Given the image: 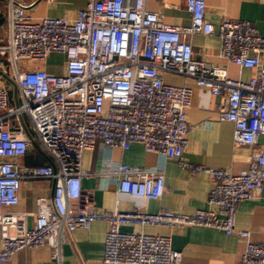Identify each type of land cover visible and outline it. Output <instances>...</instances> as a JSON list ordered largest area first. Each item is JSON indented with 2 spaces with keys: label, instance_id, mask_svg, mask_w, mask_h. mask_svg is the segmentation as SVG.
<instances>
[{
  "label": "built area",
  "instance_id": "2783aa9c",
  "mask_svg": "<svg viewBox=\"0 0 264 264\" xmlns=\"http://www.w3.org/2000/svg\"><path fill=\"white\" fill-rule=\"evenodd\" d=\"M148 1L158 0H89L75 19L34 22L31 5L11 0L7 34L0 27V264L44 246L61 264L65 235L97 222L107 225L103 264H181L171 237L125 227L214 229L245 242L239 264H264V244L252 243L251 232L236 226L240 204L264 193V37L250 21L226 20L215 27L205 0L186 1L189 27L169 25L147 9ZM198 34L218 36L220 56L254 77L232 80L226 70L195 60L190 39ZM52 55L65 58L67 75L46 70ZM165 75L194 81L226 100L219 119L234 125V145L255 148L247 171L233 175L185 161L193 90L165 84ZM98 143L122 150L142 144L192 174L206 173L214 184L209 210L193 215L98 210L82 183L83 155ZM35 145L53 164L17 162ZM114 175L121 194L147 200L164 195L162 173L121 165ZM24 180L55 183L53 198L38 201L34 227L11 211L19 205Z\"/></svg>",
  "mask_w": 264,
  "mask_h": 264
},
{
  "label": "crops",
  "instance_id": "0c3cea01",
  "mask_svg": "<svg viewBox=\"0 0 264 264\" xmlns=\"http://www.w3.org/2000/svg\"><path fill=\"white\" fill-rule=\"evenodd\" d=\"M15 3L31 5L28 15L34 22L44 18L75 19L79 11L87 7L89 0H13ZM168 2L164 6L163 2ZM179 2V6L175 3ZM187 0L148 1L147 9L160 13L173 27H189L192 16L186 8ZM11 0H0V27L3 33L9 31ZM207 19L215 27L223 21H250L264 37V0H205ZM5 34V35H6ZM194 59L222 68L232 80L249 82L254 72L242 69L220 56L221 40L218 36L194 35L191 39ZM51 59L64 61L61 55H52L46 63V70L53 75H67L64 66L50 65ZM164 82L175 87L189 86L193 90L192 106L188 113L189 146L184 159L193 166L212 170H225L233 175L247 171L255 153L254 147H236L234 125L221 122L220 109L227 106L224 98L216 97L194 81L165 75ZM264 142V139L261 140ZM24 159L17 162L26 166L47 165L42 151L34 148ZM121 165L139 167L162 173L165 178V192L161 199L147 200L121 194L119 179L114 173ZM84 177L83 189L94 195L98 210L129 212L139 209L150 214L171 211L193 215L197 211L209 210V197L214 184L206 173L192 174L176 161L160 153H148L142 144H134L129 150L106 147L98 143L86 151L82 159ZM55 183L52 180H24L19 194V205L11 211L22 215L29 227H34L38 201L51 200ZM236 226L251 232L254 244H264V193L261 197L240 204ZM123 231L145 233L151 236L171 237L173 249L182 254L181 264H239L245 253V242L237 236H227L221 231L204 227H125ZM107 225L97 222L88 230L77 229L65 235L61 264H103ZM7 264H60L52 257L49 246L24 250L16 254Z\"/></svg>",
  "mask_w": 264,
  "mask_h": 264
},
{
  "label": "water",
  "instance_id": "95a60500",
  "mask_svg": "<svg viewBox=\"0 0 264 264\" xmlns=\"http://www.w3.org/2000/svg\"><path fill=\"white\" fill-rule=\"evenodd\" d=\"M17 95H18V91H17V88L14 86V96H15V98H17ZM26 132L30 135V133L28 132L27 128H26ZM35 147H36V149H38V150L40 151V149H39V147H38L37 145H35ZM41 153H42L43 157H44V158H45L50 164H53L52 161H51V159H50L46 154H44L43 152H41Z\"/></svg>",
  "mask_w": 264,
  "mask_h": 264
},
{
  "label": "rangeland",
  "instance_id": "374dc122",
  "mask_svg": "<svg viewBox=\"0 0 264 264\" xmlns=\"http://www.w3.org/2000/svg\"><path fill=\"white\" fill-rule=\"evenodd\" d=\"M50 65L54 66V67H63L64 66V61H59V60H53L51 59V61L49 62ZM15 103L11 104V107H14Z\"/></svg>",
  "mask_w": 264,
  "mask_h": 264
}]
</instances>
